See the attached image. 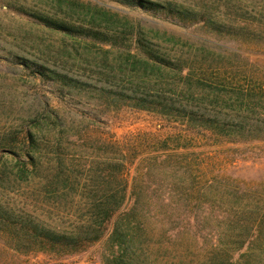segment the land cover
<instances>
[{
	"label": "rangeland",
	"instance_id": "374dc122",
	"mask_svg": "<svg viewBox=\"0 0 264 264\" xmlns=\"http://www.w3.org/2000/svg\"><path fill=\"white\" fill-rule=\"evenodd\" d=\"M150 1L264 24V0ZM255 35L125 0H0V264H107L115 220L134 206L148 264H264V30ZM133 98L171 110H138ZM153 156L169 168L147 173ZM112 171L127 199L98 243L52 252L20 231L84 232Z\"/></svg>",
	"mask_w": 264,
	"mask_h": 264
},
{
	"label": "trees",
	"instance_id": "16d2710c",
	"mask_svg": "<svg viewBox=\"0 0 264 264\" xmlns=\"http://www.w3.org/2000/svg\"><path fill=\"white\" fill-rule=\"evenodd\" d=\"M128 4H131L135 7H138L146 12L153 13L155 15H162L170 19H175L180 22H190L195 24L204 23L205 25L211 26L213 31L222 36H230L234 39L240 41H249L255 38V34L259 29L264 30V24L257 25V23H247L248 25H237V26H225L216 24L210 18L209 13L197 12L185 7H178L171 3L159 4L152 2L150 0H125ZM50 23V22H49ZM48 25H51L49 24ZM250 24V25H249ZM56 28L62 30H70L65 28L62 25L54 24ZM255 26H257L255 28ZM259 28V29H258ZM98 37V36H97ZM96 37V38H97ZM156 60H161L159 57H155ZM161 67V66H160ZM181 69H179L180 73ZM44 77H48L50 80H58L64 83H68L67 77H61L56 73H45ZM62 79V80H61ZM171 92H176L175 89ZM232 98L231 95H229ZM122 98L126 102V96L122 95ZM132 98V97H129ZM134 108L143 111L156 112L163 115H168L171 107L166 103L162 98L159 100L149 101L147 98H133ZM222 103H220L221 105ZM223 106L231 108L229 102L225 103ZM160 108V109H159ZM250 112H254L250 106ZM191 117L192 120L196 119ZM237 132H241V138H247L246 134L249 133V130L246 128V124L242 123L241 126L238 125ZM223 128V127H222ZM221 128L219 131L221 132ZM262 128L258 125H255V131L261 132ZM223 132V131H222ZM168 157L153 156L149 159L147 173L154 171L156 168H169L166 166ZM112 171L108 175V183L114 185L117 184V187L110 185V190L104 191L101 194H97V197H94L90 206V223L87 225V228L84 232H77L73 236H67L65 234L53 232L47 229H40L38 227H22L20 228L21 232H25L27 236L33 238V241H37L39 244L46 248H50L52 252H62V253H79L85 248L86 245L95 244L101 241L104 234L107 231V224H109L118 214V212L124 206V203L127 199V189L126 186H122V179L120 176H117ZM189 171L186 170L185 174L187 175ZM114 187V188H112ZM186 200L202 202V196L199 192H196L195 189H187L185 191ZM131 199L138 203V194L133 190L131 194ZM204 200V199H203ZM207 201V200H205ZM137 209L134 206L129 210H126L120 213L114 223V228L110 236L111 248L113 249L112 255L107 259V264H148L144 259V254H146L145 245V232L146 228L143 227V224L137 217ZM9 222V221H8ZM12 223V221H11ZM31 234V236H30ZM223 262H229L223 260Z\"/></svg>",
	"mask_w": 264,
	"mask_h": 264
}]
</instances>
